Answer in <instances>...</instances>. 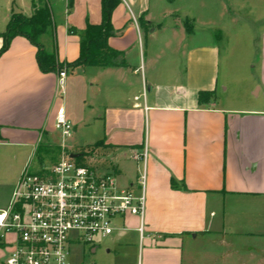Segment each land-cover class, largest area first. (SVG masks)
<instances>
[{
	"label": "crops",
	"instance_id": "1",
	"mask_svg": "<svg viewBox=\"0 0 264 264\" xmlns=\"http://www.w3.org/2000/svg\"><path fill=\"white\" fill-rule=\"evenodd\" d=\"M46 1L43 42L53 38L64 85L24 36L0 54V210L27 163L57 158L63 106L65 147L100 149L120 187L137 177L121 164L146 151L143 231L118 219L95 264H264V0H120L107 44L123 64L105 67L71 65L101 0ZM32 2L0 0V47ZM12 240L0 238V264Z\"/></svg>",
	"mask_w": 264,
	"mask_h": 264
},
{
	"label": "built area",
	"instance_id": "2",
	"mask_svg": "<svg viewBox=\"0 0 264 264\" xmlns=\"http://www.w3.org/2000/svg\"><path fill=\"white\" fill-rule=\"evenodd\" d=\"M58 77L62 88L64 68ZM54 126L62 140L57 158L36 168L27 163L8 206L0 210V238L13 235L3 264H73L74 245L95 247L126 216L138 217L137 231H143L146 151L135 181L120 187L114 170L79 162L65 150L72 126L63 106L57 109Z\"/></svg>",
	"mask_w": 264,
	"mask_h": 264
},
{
	"label": "trees",
	"instance_id": "3",
	"mask_svg": "<svg viewBox=\"0 0 264 264\" xmlns=\"http://www.w3.org/2000/svg\"><path fill=\"white\" fill-rule=\"evenodd\" d=\"M120 0H101L102 20L99 25L86 24L81 32L80 51L77 59L71 65H95L112 66L122 65L123 61H114V58L120 53L107 44L111 33V13ZM72 0H69L68 6H71ZM32 6L34 12L30 17L21 14H13L7 23L6 31L3 35V43L0 47V54L7 48L11 39L15 36L26 37L37 49L36 59L39 69L42 72L61 70L63 64L56 59L53 38L50 44L43 42L45 35L49 33L52 36L53 17L51 8L46 0H40L37 5L33 0ZM209 92H200L199 100L207 98ZM78 161L82 162L86 152H80Z\"/></svg>",
	"mask_w": 264,
	"mask_h": 264
},
{
	"label": "rangeland",
	"instance_id": "4",
	"mask_svg": "<svg viewBox=\"0 0 264 264\" xmlns=\"http://www.w3.org/2000/svg\"><path fill=\"white\" fill-rule=\"evenodd\" d=\"M88 148H82V146L80 148H67L65 147V150L67 152L73 153V154H79L80 152H86V155L84 156V158L82 159V163L85 164H94L97 165V167L102 166L103 165V161L101 160V155L100 154V149L98 148H93V149H88ZM87 150V151H86ZM88 152V153H87ZM121 166L127 170L131 176H136L138 175V169L141 170L142 169V162L141 161H126L124 163L121 164ZM121 175H118L116 173V180H117V184L119 186H123V182L121 178ZM136 179V178H135ZM108 237H104L99 239L98 243H96L94 246L97 247L96 252L93 254L91 253V248H89L88 246H84V245H74L72 247V252H71V257L70 260L72 263H80V264H90V263H98L97 260L95 259V256L99 255L101 252L104 251V244L106 242Z\"/></svg>",
	"mask_w": 264,
	"mask_h": 264
},
{
	"label": "water",
	"instance_id": "5",
	"mask_svg": "<svg viewBox=\"0 0 264 264\" xmlns=\"http://www.w3.org/2000/svg\"><path fill=\"white\" fill-rule=\"evenodd\" d=\"M14 13L15 14H18L19 13V10L14 9ZM78 156H79V154H72V157H78Z\"/></svg>",
	"mask_w": 264,
	"mask_h": 264
}]
</instances>
